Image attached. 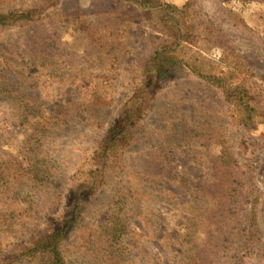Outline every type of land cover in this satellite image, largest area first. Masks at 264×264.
<instances>
[{
  "label": "rangeland",
  "instance_id": "374dc122",
  "mask_svg": "<svg viewBox=\"0 0 264 264\" xmlns=\"http://www.w3.org/2000/svg\"><path fill=\"white\" fill-rule=\"evenodd\" d=\"M157 1L181 9L189 4L193 24L184 22V31L190 25L196 42L168 54L186 67L156 85L144 65L171 38L150 29L136 5L0 1V13L33 15L0 27V264H34L17 259L71 216L68 193L80 186L94 191L66 236L67 264H264V0ZM97 17L117 28L110 54L89 33ZM50 38L59 48L48 47ZM201 73L246 86L244 104L253 113L242 120L243 106L226 102ZM96 88L106 94L94 110L89 103ZM21 95L39 104L36 112L25 115ZM144 97L148 109L135 140L119 161L99 170L107 129L124 106ZM67 101L80 111L58 115L54 106ZM29 143L34 146L26 152ZM222 143L237 159L231 215L218 211L210 224L192 222L203 211L201 201L194 203L205 186L213 193L203 204L219 208ZM157 147L171 149L170 176L158 171ZM116 222L121 234L107 241L105 231Z\"/></svg>",
  "mask_w": 264,
  "mask_h": 264
},
{
  "label": "trees",
  "instance_id": "16d2710c",
  "mask_svg": "<svg viewBox=\"0 0 264 264\" xmlns=\"http://www.w3.org/2000/svg\"><path fill=\"white\" fill-rule=\"evenodd\" d=\"M2 1V0H0ZM122 3H127L131 5H136L141 11L142 17L145 21H147L149 28L160 31L165 35V38H171V41L166 43L162 41L161 44L154 50L152 56L144 65V69L147 74H151L148 78L155 80V85L159 82L167 83L170 81L172 74L177 72L179 66H185V61L183 58L173 59L168 54H175L178 52L179 47L182 43L193 44L196 42L194 38V31L191 32L190 25L187 26V30L184 31V22H190L193 24L192 20L187 17L188 6L186 3L182 9L177 8L170 4H162L157 0H119ZM143 12H147L144 14ZM144 14V15H143ZM148 15V16H147ZM32 15V12L24 9H13L9 12L0 13V27L9 26L17 21L23 19H29ZM100 17V16H98ZM97 17L95 28L89 32L93 42L106 54H110L113 49H115L116 41L114 40L117 35V28L115 25L111 24L109 19H99ZM124 20L126 19L124 16H119L118 19ZM158 21L164 27H168L170 29H165L164 27H160L156 24ZM119 22V21H118ZM117 22V24H118ZM80 24V22H79ZM55 34V33H54ZM88 34V32H87ZM57 40V38H56ZM55 38H50V42L48 47L52 50L59 48ZM57 45V46H56ZM234 56H237V52L234 50ZM34 61V60H33ZM188 64V62H187ZM196 66V63L194 67ZM186 67V66H185ZM193 67V69H194ZM202 78L207 80L209 83L213 84L225 97L226 102L232 105H241L244 109V118L242 120L247 119V113L252 114L253 109L249 107V105L244 104L245 95V87L246 86H232L225 77L217 76L212 74H204L201 73ZM106 94V90L102 88H96L91 94V102L89 106L93 107L94 110L98 109L100 104L103 102L104 96ZM25 95H21V104L23 106V112L26 116L30 112H36L39 104L35 101L30 100L29 98L23 99ZM147 99L144 97L143 99L137 100V104H129L124 106L121 116L118 119H115V123L107 129V134L101 140L99 144L98 155V169H106L108 167V161L116 160L119 161V158H122V154L124 149L128 147L134 140L135 136L138 132L140 121L142 120V116L146 113V109H148ZM58 111V115L60 112L66 113H77L80 111V105L75 103L74 101H67L66 103H59L54 106ZM54 113V112H53ZM56 113V111H55ZM248 119H251L252 116H248ZM56 121L60 118L55 116ZM222 146L220 161L218 163V168L221 171V178L223 181L219 183L221 190L218 193L219 195V208L217 211H213V206L210 203L205 205L203 204V200H205L206 195L212 194V185L205 186V189L201 192L200 198L196 199L197 201L194 204H197L199 201L202 203L199 207L203 210L200 213V209L197 211L196 205L191 207V211H197V214H193L190 220L194 222V220L199 221L204 218L209 224L212 223L211 220L218 216V211L220 215H224L229 217L231 215V207L232 201L235 199L237 194V187L232 178L231 171H233L237 164V159L234 158L230 149L227 148L225 144H220ZM34 145L29 143L26 152H30L31 148ZM154 156L156 160V165L159 167V172H166L170 176L171 168L169 166V155L171 153V149L166 148H154ZM113 166L115 164L112 162ZM21 167V166H20ZM19 169V166L17 167ZM21 170H26L21 167ZM5 174V165H0V178ZM219 176V174H218ZM225 178H227L225 180ZM96 180L95 184L97 183ZM94 182V181H93ZM92 182V183H93ZM103 182V178L101 176V183ZM93 186V184H91ZM90 187V186H89ZM91 191L87 193V186H80L76 191L70 190L68 193V207H71V216L63 222V224L59 227L54 228L47 234L40 236L37 241L30 247L25 255H22V258L17 259L19 262L26 263H34V264H67L65 257L63 255L64 251V242L66 240V236L69 231L73 228L75 223L78 221L79 213L82 210V204L92 196L94 188H90ZM206 194V195H205ZM190 211V212H191ZM2 218H5V215L0 213V223ZM114 228L109 227L108 230L105 231V236H107V241L113 242L117 239L118 234H121L119 230V222L115 223ZM226 239V238H225Z\"/></svg>",
  "mask_w": 264,
  "mask_h": 264
}]
</instances>
